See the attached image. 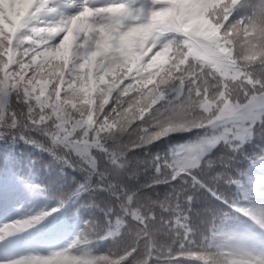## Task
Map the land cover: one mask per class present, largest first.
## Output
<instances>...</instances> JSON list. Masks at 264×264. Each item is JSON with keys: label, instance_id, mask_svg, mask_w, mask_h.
Instances as JSON below:
<instances>
[{"label": "snow or ice", "instance_id": "6c2138e0", "mask_svg": "<svg viewBox=\"0 0 264 264\" xmlns=\"http://www.w3.org/2000/svg\"><path fill=\"white\" fill-rule=\"evenodd\" d=\"M65 2L77 6L76 0L8 3L15 6L12 11L19 12V16L9 15V10L0 8L6 17L5 25L0 26V110L12 93L27 105V111L19 114V121L17 113L11 114L9 127H16L17 123L24 128L36 126L51 137L54 145L74 149L92 169H96V160L90 149L99 148L109 154L117 169L126 148L121 146L109 152L102 140L130 128L139 130V125L132 127V124L146 122V116L155 118L161 131L143 137L144 143L173 132L229 124L238 128L245 121L254 122L264 117V67L259 74L255 67L264 66V0L252 15L235 21H231V17L241 0H140L139 6H136L137 0H111L105 4L82 0L74 14L60 13L58 26L62 30L53 43L61 39L64 43L44 54L51 58L58 73L52 83L47 77L42 78L43 69L35 67L42 59L43 49H24L23 45L27 43L25 34L34 27L35 16L44 10L56 13L55 5ZM166 36L171 38L169 43L151 47L153 40ZM177 40L181 54L169 56L173 49L176 51ZM100 69L103 72L97 75ZM212 88L217 90L210 95ZM169 91H174L176 96L161 112L154 106L165 100ZM193 109L197 118L189 120L187 116ZM3 119L0 114V122ZM232 128L225 127L221 136H205L180 146L163 164L157 157V171L171 169L172 179L185 172L191 175L189 170L195 168V164L178 167L177 157L184 152L199 153L198 163L204 155V145L212 147L227 139ZM80 130H83L82 135ZM29 142L35 141L29 138ZM191 178L198 183L195 176ZM127 199L132 202L131 196ZM168 202L169 198L160 207L164 208ZM240 211L251 216L249 209ZM258 213L264 216V211ZM48 214L16 221L0 231L11 235L38 223ZM140 220L138 217L137 221ZM157 223L170 227L162 220L148 218L140 229L147 231ZM176 223L180 224L179 217ZM116 224L119 228L120 221ZM184 227L181 255L210 264L206 253L188 244L191 238L187 226ZM3 238L0 235V240ZM132 251L134 247L114 257L73 255L64 249L49 256L22 258L13 264H123ZM231 264H264V259L238 256Z\"/></svg>", "mask_w": 264, "mask_h": 264}, {"label": "trees", "instance_id": "16d2710c", "mask_svg": "<svg viewBox=\"0 0 264 264\" xmlns=\"http://www.w3.org/2000/svg\"><path fill=\"white\" fill-rule=\"evenodd\" d=\"M260 3L261 0H241L231 21L252 15ZM5 23V13L0 11V26ZM173 52L174 49L169 56L174 55ZM255 67L259 74L264 66L257 64ZM216 90L210 89V95ZM175 96L174 91H169L167 98L154 107L164 111L168 101ZM6 99L4 108L0 110L4 116L0 122V212H4V207L12 202L18 205L17 215L22 220L49 213L38 223L31 224L33 228L29 232L25 233L29 229L17 232L23 235L24 240L32 242L36 249L54 248L59 249L58 252L68 249L73 255L88 253L114 257L123 255L125 250L130 251L135 247L131 244L133 235L143 224L120 207L121 202L127 203L128 196L132 197L131 207H136L137 200L145 197L156 200L167 197L173 202L168 209L159 205L153 208L156 220L170 225L156 234V243L170 247L171 251L166 258L163 254L161 258L153 255L149 264H203V261L187 254L181 255L185 225L191 229L188 235L197 245L201 241L207 244V238L220 231L231 237L230 244L237 249L247 235H259L264 240V229L251 216L239 211L241 208L264 211V117L252 121L242 139L236 131H229L227 139L218 141L200 158V168L190 169L191 175L185 172L172 179L169 175L171 169L157 171V157L163 164L182 145L205 136H221L225 132L224 126L173 132L150 143L128 148L122 157V161L127 160L128 164L115 175L111 171L114 165L109 154L99 148L90 149L96 160V169H92L74 149L62 144L54 145L51 137L36 126L24 128L17 123L16 127H9L11 114L17 113L19 121V114L27 111V105L16 99V93ZM143 124V121H134L132 127ZM82 131L79 134L82 135ZM131 131L130 128L124 133L107 135L102 143L109 152L116 151L130 142ZM29 138L35 142H29ZM104 171H109L107 177L101 176ZM192 176L198 183L192 181ZM109 181L115 184L114 190L109 189ZM189 196L192 197L190 201L187 199ZM177 217L180 224L176 223ZM117 219L123 221L118 228L119 234L107 236L109 229L117 230ZM92 222L106 239L69 247ZM155 226L159 227V224ZM61 243L65 245L59 246ZM140 243L142 245L143 241ZM194 250L199 251L197 248ZM144 256L143 248L135 247L123 264H135Z\"/></svg>", "mask_w": 264, "mask_h": 264}, {"label": "clouds", "instance_id": "9594fccd", "mask_svg": "<svg viewBox=\"0 0 264 264\" xmlns=\"http://www.w3.org/2000/svg\"><path fill=\"white\" fill-rule=\"evenodd\" d=\"M14 7L15 6L9 5L8 3H4L0 5V8L9 10V15L19 16L20 14L19 12L12 11ZM59 20H60V13L56 12L54 14L50 10H44L39 15L35 16L34 27L32 28L30 32L25 34V40L27 41V43L23 45L24 49H27V48H42L43 49V52L41 53L42 59L35 65V67L37 69H43L41 73L42 78L47 77L49 80L52 81V83H55V79L58 76V73L56 72L55 64L51 61V58L44 54L50 51H54L56 48L60 47L64 43L63 39H61L58 43H53V41L56 40V37L60 35V32L62 30L58 26ZM233 38L236 40H239V37L234 36ZM170 41H171L170 37H168L167 39H155L151 42V47H155L157 43L161 44V46L163 47ZM146 47H147V44H146ZM174 47L176 48V51L174 52V56L179 57L181 54L179 40L176 41ZM139 50L140 49H138V51ZM61 68H63L62 64H61ZM102 72H103V69H100L97 72V75L102 74ZM196 118H197V114L195 113V109H193L192 113L187 116V119L195 120ZM156 125H157V120L155 118L149 117V119L146 122H144L143 125L138 126L139 130L133 129L129 133L130 142L122 146L128 149L131 147H137V146L146 144L144 143L142 139L143 137H145L148 134L161 131V128ZM145 129H147V132L144 131ZM211 137H208V138H211ZM212 147L205 144L204 154L207 151L211 150ZM198 156H199V153L194 154L191 152H184L182 155L177 157L178 167L188 168V167H192L193 164H195V167H197L200 163V159H199V162L197 163ZM127 164H128L127 160L122 161V163L117 169L111 170L112 174L118 175L119 170L125 168ZM108 175H109V171H104L101 173V176L103 177H107ZM108 187L110 190H114L116 186L112 181H109ZM114 194L116 193L114 192ZM167 199H168L167 197L162 200H156V199H152L151 197H145L143 200H137L136 207H131V203L129 201H127V203L121 202L120 207L124 209L125 213H130L136 220L138 217H140L141 218L140 222L143 223L145 219L155 218L154 212H153L154 206L156 205L163 206ZM187 199L190 201L192 197L189 196L187 197ZM172 203L173 202L169 200L167 206H165L164 208L168 209ZM241 209H244V208H241ZM241 209H239V211ZM251 216H252V219L262 229H264V216H261L259 215L258 212H254V211H251ZM117 220L120 221V225L123 223L122 219H117ZM165 225H167V222H165ZM163 230H164V227L162 226H159V227L153 226L149 228L147 231H144L143 229H138L137 231H135L133 235V239L131 240V244L134 245L135 247H142L145 252V256L143 258H138L135 261V264H149V259L153 255H156L158 258H161V255L163 254L164 257L166 258V254L171 251V248L165 247L162 245L158 246L156 243V234ZM187 230L191 231V229H187ZM118 234H119L118 228L116 231L112 229H109L107 231V236H110V237H115ZM177 235L179 234L177 233ZM145 237L147 239H145ZM96 239L103 240V239H106V236L100 235L98 226L96 225L95 222H92L87 225V228L85 230H82L77 235V237L75 238L74 241L71 242L69 247H76L79 244L86 245ZM185 239H188L187 235L185 236ZM207 239H208L207 244L201 241L200 244L197 245L196 241L193 239H188V244L192 248H197L199 249V251L206 253L210 261V264H231V261L234 258L238 256H243L240 254L239 249L235 248L233 245L230 244L231 237L227 236L223 231L213 232L212 236ZM141 241H143L142 245L140 243ZM181 244H183V241H181ZM226 248H231V250H226ZM153 249H155V252L153 251ZM246 258L250 260H255L252 257H246Z\"/></svg>", "mask_w": 264, "mask_h": 264}, {"label": "rangeland", "instance_id": "374dc122", "mask_svg": "<svg viewBox=\"0 0 264 264\" xmlns=\"http://www.w3.org/2000/svg\"><path fill=\"white\" fill-rule=\"evenodd\" d=\"M15 4L18 3H28L29 0H13ZM8 0H0V5L7 3ZM82 2V0H76V7L67 6L58 4L56 5L57 11L62 13L63 15H71L74 14L76 11L79 10L78 5ZM111 0H97L98 4H105L109 3ZM55 14V13H54ZM59 39V38H57ZM252 121H245L242 125L238 128H232V125H220L225 127L232 128V131H236L237 136L244 137L245 134L248 133L249 124ZM18 206L14 204H10L7 208L5 213L0 214V229H3L5 225L12 224L16 221H22L16 216V210ZM0 235H3L4 238L0 240V264H13L14 261L26 258L29 256H49L52 253L58 252L57 250H41L36 251L34 245L28 243L26 241L20 242L13 234L6 235L2 231H0ZM242 252L241 255L246 257H252L254 259H264V242L260 238L259 235L252 236L247 235L246 243L240 247Z\"/></svg>", "mask_w": 264, "mask_h": 264}, {"label": "water", "instance_id": "95a60500", "mask_svg": "<svg viewBox=\"0 0 264 264\" xmlns=\"http://www.w3.org/2000/svg\"><path fill=\"white\" fill-rule=\"evenodd\" d=\"M200 166V163H199V165L197 166V167H199ZM196 168V167H195Z\"/></svg>", "mask_w": 264, "mask_h": 264}]
</instances>
